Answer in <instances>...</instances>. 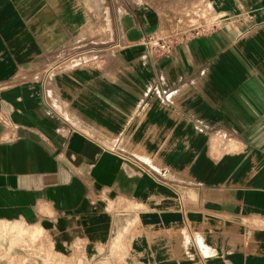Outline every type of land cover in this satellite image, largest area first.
I'll list each match as a JSON object with an SVG mask.
<instances>
[{
	"label": "crops",
	"instance_id": "1",
	"mask_svg": "<svg viewBox=\"0 0 264 264\" xmlns=\"http://www.w3.org/2000/svg\"><path fill=\"white\" fill-rule=\"evenodd\" d=\"M93 1L0 0V264H264V0Z\"/></svg>",
	"mask_w": 264,
	"mask_h": 264
},
{
	"label": "rangeland",
	"instance_id": "2",
	"mask_svg": "<svg viewBox=\"0 0 264 264\" xmlns=\"http://www.w3.org/2000/svg\"><path fill=\"white\" fill-rule=\"evenodd\" d=\"M112 2V3H111ZM121 4V1L119 0L117 3L114 0H94L93 3L91 5L88 6V10L90 11V13L92 14V16L94 15L95 17H97L99 19V17L102 19L103 24L101 25V31L102 32H107V24L104 23V21L106 20V18L108 17V11H109V7L111 8L112 6L117 7ZM101 49L99 46L95 47V48H88V50H84L82 49L83 52H85V54L87 53V51L89 50H96V52H98V50ZM90 52V51H89ZM87 55V59L89 60H94L96 58H99L98 56L95 57L96 55L94 54H86ZM95 57V58H94ZM78 61H73L72 63L69 64V66L75 65L77 64ZM39 73V71L36 72H32L31 76H33L32 78L36 77V75ZM27 78V77H26ZM30 79V78H29ZM28 80V78L26 79ZM19 234H21V236L25 237L28 236L27 231H22ZM32 239L29 237V240H31L32 242H37L39 241V233H31L30 234ZM39 243V252H43L46 253V247L42 242H38Z\"/></svg>",
	"mask_w": 264,
	"mask_h": 264
},
{
	"label": "built area",
	"instance_id": "3",
	"mask_svg": "<svg viewBox=\"0 0 264 264\" xmlns=\"http://www.w3.org/2000/svg\"><path fill=\"white\" fill-rule=\"evenodd\" d=\"M202 32H204V30L198 29L191 35H198ZM189 35V33L184 34L183 39L188 38ZM177 41L178 40L176 38L161 36L149 37L145 42L150 54H153L155 56L168 57L170 55L172 47L177 43Z\"/></svg>",
	"mask_w": 264,
	"mask_h": 264
},
{
	"label": "bare ground",
	"instance_id": "4",
	"mask_svg": "<svg viewBox=\"0 0 264 264\" xmlns=\"http://www.w3.org/2000/svg\"><path fill=\"white\" fill-rule=\"evenodd\" d=\"M1 231V230H0Z\"/></svg>",
	"mask_w": 264,
	"mask_h": 264
}]
</instances>
